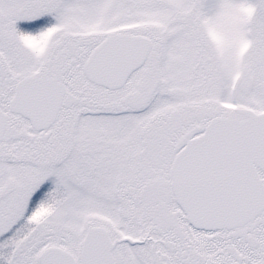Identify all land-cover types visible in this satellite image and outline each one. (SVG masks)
I'll return each instance as SVG.
<instances>
[{
	"label": "snow or ice",
	"instance_id": "obj_1",
	"mask_svg": "<svg viewBox=\"0 0 264 264\" xmlns=\"http://www.w3.org/2000/svg\"><path fill=\"white\" fill-rule=\"evenodd\" d=\"M0 264H264V0H0Z\"/></svg>",
	"mask_w": 264,
	"mask_h": 264
}]
</instances>
